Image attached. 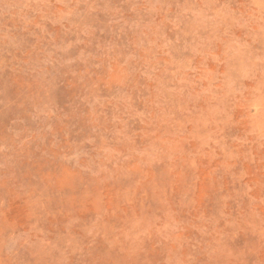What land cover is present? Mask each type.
Listing matches in <instances>:
<instances>
[{"label": "rangeland", "instance_id": "374dc122", "mask_svg": "<svg viewBox=\"0 0 264 264\" xmlns=\"http://www.w3.org/2000/svg\"><path fill=\"white\" fill-rule=\"evenodd\" d=\"M0 264H264V0H0Z\"/></svg>", "mask_w": 264, "mask_h": 264}]
</instances>
